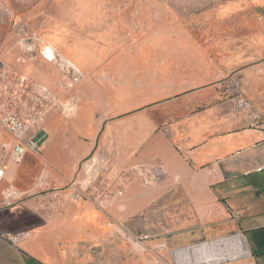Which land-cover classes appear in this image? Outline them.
<instances>
[{
  "label": "rangeland",
  "instance_id": "374dc122",
  "mask_svg": "<svg viewBox=\"0 0 264 264\" xmlns=\"http://www.w3.org/2000/svg\"><path fill=\"white\" fill-rule=\"evenodd\" d=\"M240 2L248 6L250 0ZM219 3L0 0V48L12 38L22 55L24 39L32 37L37 55L31 59V79L41 86L37 91L44 89L57 101L54 116L60 130L50 136L49 147L64 146L66 152L58 156H89L84 162L87 177L81 181L92 183L81 196L94 203L107 227L96 240L80 242L84 264H179L175 250L218 239H226L221 249L234 245L228 239L237 234L214 221L215 207L202 202L198 174L190 176V194L184 192V182L169 175L165 166L171 156L163 161L159 155L168 153L172 132L153 127L160 116L154 107L160 99L154 95L160 84V43L170 39L169 21L175 20L178 30L198 23V17L209 26L203 12L215 11ZM170 9H176V17ZM49 48L75 67L69 70L56 56L48 58ZM225 83L218 85L234 101L233 87ZM56 204L48 214L59 212ZM244 259L227 258L222 264H242Z\"/></svg>",
  "mask_w": 264,
  "mask_h": 264
},
{
  "label": "crops",
  "instance_id": "0c3cea01",
  "mask_svg": "<svg viewBox=\"0 0 264 264\" xmlns=\"http://www.w3.org/2000/svg\"><path fill=\"white\" fill-rule=\"evenodd\" d=\"M240 1L220 0L215 11L203 12L209 26L201 25L200 17L198 26L179 30L175 20L169 21L170 39L160 43V84L154 94L160 98L154 104L160 116L153 127L172 132L168 153L159 155L163 161L171 156L165 166L169 175L184 182V192L190 194V176L198 174L202 202L215 207L212 219L224 222L235 237H244L248 253L230 258L244 257L242 264H264V168L260 169L264 131L254 126L251 112L237 113L229 90L218 85L223 80L229 84L226 79L231 75L238 76L245 95L264 114V0H250L248 6ZM169 13L177 15L176 9ZM3 45L0 67L13 66L38 84L30 76L32 58L23 49L22 55L17 53L12 38ZM45 54L59 58L50 48ZM66 65L69 70L75 67L70 61ZM58 118L53 115L34 138L42 156L30 152L20 162L6 156V182L16 185L23 197L0 211V264H84L80 242L105 233L107 221L94 203L74 195L91 186L92 181L88 185L81 181L87 177L84 162L89 156H58L66 152L65 147H49L50 136L60 130ZM64 130L67 136L68 127ZM12 143L11 134L0 126V150ZM48 188L60 191L55 215L48 214L54 204L46 206L38 197L29 198ZM107 190L105 198L110 194ZM7 233L26 237L15 244L6 238Z\"/></svg>",
  "mask_w": 264,
  "mask_h": 264
},
{
  "label": "built area",
  "instance_id": "2783aa9c",
  "mask_svg": "<svg viewBox=\"0 0 264 264\" xmlns=\"http://www.w3.org/2000/svg\"><path fill=\"white\" fill-rule=\"evenodd\" d=\"M22 49L28 58L37 55L32 37L24 39ZM228 83L234 91V110L237 113L251 112L254 126L264 131V114L256 108L254 102L245 95L242 80L238 76H229ZM40 85L31 82L24 74L10 66L0 67V126L7 130L13 139V143L3 145L0 150V211L12 208L14 199H22L20 190L12 183L6 182L7 161L6 156H13L16 162H20L27 153L40 154L42 147L34 138L46 128L47 121L55 115L57 109L54 105L57 101L49 96L48 91L38 90ZM264 165L260 167L263 169ZM31 197H38L47 206L53 205L59 200L58 189H47ZM81 196V193H74ZM28 197V196H27ZM103 205V202H101ZM23 233H7L6 238L18 244L25 239Z\"/></svg>",
  "mask_w": 264,
  "mask_h": 264
},
{
  "label": "bare ground",
  "instance_id": "6f19581e",
  "mask_svg": "<svg viewBox=\"0 0 264 264\" xmlns=\"http://www.w3.org/2000/svg\"><path fill=\"white\" fill-rule=\"evenodd\" d=\"M67 63V61H65ZM206 242L200 245L192 246L191 248L181 249L174 255L179 264H222L227 258L237 257L248 253L246 242L242 235L230 237L228 240L233 241L234 245L229 249H221L222 241Z\"/></svg>",
  "mask_w": 264,
  "mask_h": 264
},
{
  "label": "water",
  "instance_id": "95a60500",
  "mask_svg": "<svg viewBox=\"0 0 264 264\" xmlns=\"http://www.w3.org/2000/svg\"><path fill=\"white\" fill-rule=\"evenodd\" d=\"M192 246H189L188 248H191Z\"/></svg>",
  "mask_w": 264,
  "mask_h": 264
}]
</instances>
